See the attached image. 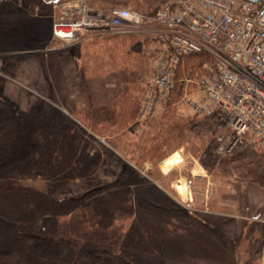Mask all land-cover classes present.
I'll use <instances>...</instances> for the list:
<instances>
[{
    "label": "rangeland",
    "instance_id": "obj_1",
    "mask_svg": "<svg viewBox=\"0 0 264 264\" xmlns=\"http://www.w3.org/2000/svg\"><path fill=\"white\" fill-rule=\"evenodd\" d=\"M162 1L106 0L103 7H126L127 2L133 10L152 13ZM56 14L47 0H0V120L5 115L23 117L35 127L36 120L57 115L56 130L78 132L76 165L84 158L85 173L62 187L57 197L91 195L121 179L123 185L100 191L97 197L116 212L118 222L130 226L145 221L169 238L163 253L166 264H264V156L244 142L228 150L232 133L219 116H193L182 102L183 95L195 89L190 83L185 90L182 81L205 73L210 59L197 55L196 60L184 61L169 110L167 106L155 117L139 115L120 131L115 120L107 127L100 124V132L84 139L79 130L83 121L72 115V106H112L124 94L142 99L153 57L149 45L130 53L125 43L123 48L106 44L105 63L117 66L102 72L123 71L125 76L121 84L120 78L111 85L98 79L93 83L92 78L84 79V41L67 44L53 39L50 26ZM145 39L151 44V37ZM98 68L94 75L101 71ZM21 180L40 189L48 185L40 176ZM8 260L2 258L0 264Z\"/></svg>",
    "mask_w": 264,
    "mask_h": 264
},
{
    "label": "trees",
    "instance_id": "obj_2",
    "mask_svg": "<svg viewBox=\"0 0 264 264\" xmlns=\"http://www.w3.org/2000/svg\"><path fill=\"white\" fill-rule=\"evenodd\" d=\"M182 70L178 68L177 90L168 110ZM140 106L139 97L124 94L112 106L83 110L73 105L71 113L83 121L79 130L85 139L100 132V124L107 127L114 120L123 130L137 120ZM58 122L57 115L45 122L36 120L35 127L23 117L5 115L0 120V259L9 258L5 264H166L163 253L169 238L145 221L130 226L118 222L116 212L97 197L100 191L123 185L121 179L91 195L57 197L62 187L85 173L84 158L76 165L78 132L74 128L59 132ZM244 145L253 146L246 141ZM158 147L156 143L154 149ZM24 176H40L48 185L44 189L28 185L21 180Z\"/></svg>",
    "mask_w": 264,
    "mask_h": 264
},
{
    "label": "built area",
    "instance_id": "obj_3",
    "mask_svg": "<svg viewBox=\"0 0 264 264\" xmlns=\"http://www.w3.org/2000/svg\"><path fill=\"white\" fill-rule=\"evenodd\" d=\"M48 2L57 12L52 36L63 43L99 35H150L153 66L140 117L165 111L187 58L208 57L205 73L182 81L185 90L190 83L195 88L182 102L196 117L219 114L232 133L228 150L246 141L264 156V0H165L152 13L100 8L87 0Z\"/></svg>",
    "mask_w": 264,
    "mask_h": 264
},
{
    "label": "crops",
    "instance_id": "obj_4",
    "mask_svg": "<svg viewBox=\"0 0 264 264\" xmlns=\"http://www.w3.org/2000/svg\"><path fill=\"white\" fill-rule=\"evenodd\" d=\"M97 3L94 2V4L90 3L91 5L93 6H96V7H100V8H107V7H103V2L106 0H95ZM120 2H122L123 4V0H118ZM101 2V3H100ZM47 3L49 6H51V4L48 2L47 0ZM99 4L101 6H99ZM125 6L126 8H130L128 7V3L125 2ZM114 7H122V6H119V5H115ZM132 9V8H130ZM133 10V9H132ZM141 12H144V11H141ZM146 13H150V12H146ZM50 31H51V35H52V26H50ZM148 35L150 37L149 34H130V35H99V36H93V37H90V38H87L84 41V43L81 45V49H82V56H83V60H82V65H83V68H84V79H91L92 78V82L95 83V80L94 79H98V80H101L99 83H102V84H116L117 82H119L124 76H123V71H119V72H110L107 71V72H102L103 70H107V69H112V68H115L117 65L114 64L112 65V63H109V64H106L105 62L108 61V59L106 58L105 54L107 50V48L105 50H103V46L104 47H107L106 44H109V45H114L117 47V45H119L120 48H123L124 47V44H127V48H126V52H132L133 49H135L136 53L138 51H140L139 49L143 48H147V46L150 44L146 43V39H145V36ZM53 37V36H52ZM54 39V38H53ZM56 40V39H55ZM58 41V40H57ZM151 41V39H150ZM143 43V45L141 44ZM144 43H146V45H144ZM145 46V47H144ZM73 48H76V47H73ZM72 48V49H73ZM144 51V50H143ZM149 54L150 53V50H149ZM80 60V59H78ZM153 64V62H152ZM99 65V68L98 69H101V71L97 74V75H94V71L95 69H97ZM114 66V67H113ZM152 67V66H151ZM110 76V79L107 80V78H109ZM115 79V81H112L111 78ZM117 78H120L117 82ZM123 82V81H122ZM122 82H119L120 84ZM86 84L87 81L85 82ZM118 83V84H119ZM261 261H264V254H262V258H261Z\"/></svg>",
    "mask_w": 264,
    "mask_h": 264
}]
</instances>
